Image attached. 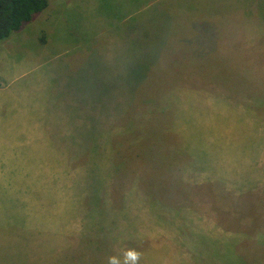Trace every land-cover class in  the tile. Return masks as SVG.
Segmentation results:
<instances>
[{
	"label": "rangeland",
	"instance_id": "obj_1",
	"mask_svg": "<svg viewBox=\"0 0 264 264\" xmlns=\"http://www.w3.org/2000/svg\"><path fill=\"white\" fill-rule=\"evenodd\" d=\"M0 41V264H264V0H47Z\"/></svg>",
	"mask_w": 264,
	"mask_h": 264
},
{
	"label": "trees",
	"instance_id": "obj_2",
	"mask_svg": "<svg viewBox=\"0 0 264 264\" xmlns=\"http://www.w3.org/2000/svg\"><path fill=\"white\" fill-rule=\"evenodd\" d=\"M47 6V0H0V41Z\"/></svg>",
	"mask_w": 264,
	"mask_h": 264
},
{
	"label": "clouds",
	"instance_id": "obj_3",
	"mask_svg": "<svg viewBox=\"0 0 264 264\" xmlns=\"http://www.w3.org/2000/svg\"><path fill=\"white\" fill-rule=\"evenodd\" d=\"M122 255V261L118 255L110 256L108 258V264H139L142 253L136 248H129Z\"/></svg>",
	"mask_w": 264,
	"mask_h": 264
}]
</instances>
